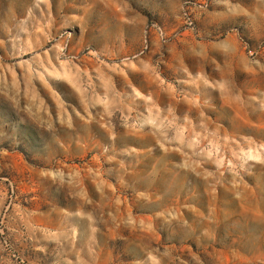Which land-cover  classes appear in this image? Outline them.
Listing matches in <instances>:
<instances>
[{
	"label": "rangeland",
	"instance_id": "374dc122",
	"mask_svg": "<svg viewBox=\"0 0 264 264\" xmlns=\"http://www.w3.org/2000/svg\"><path fill=\"white\" fill-rule=\"evenodd\" d=\"M0 264H264V0H0Z\"/></svg>",
	"mask_w": 264,
	"mask_h": 264
}]
</instances>
